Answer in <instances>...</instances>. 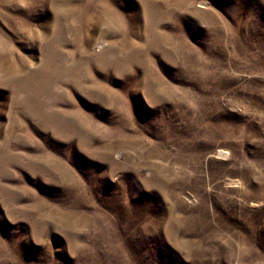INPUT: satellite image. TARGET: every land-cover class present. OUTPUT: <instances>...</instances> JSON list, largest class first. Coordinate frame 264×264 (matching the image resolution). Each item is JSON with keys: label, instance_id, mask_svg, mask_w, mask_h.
Returning <instances> with one entry per match:
<instances>
[{"label": "rangeland", "instance_id": "rangeland-1", "mask_svg": "<svg viewBox=\"0 0 264 264\" xmlns=\"http://www.w3.org/2000/svg\"><path fill=\"white\" fill-rule=\"evenodd\" d=\"M0 264H264V0H0Z\"/></svg>", "mask_w": 264, "mask_h": 264}, {"label": "bare ground", "instance_id": "bare-ground-1", "mask_svg": "<svg viewBox=\"0 0 264 264\" xmlns=\"http://www.w3.org/2000/svg\"><path fill=\"white\" fill-rule=\"evenodd\" d=\"M76 60H77V59H76ZM76 60H75V61H76ZM75 61H74V62H75ZM80 61H82V60H80ZM76 64H78V63H76Z\"/></svg>", "mask_w": 264, "mask_h": 264}]
</instances>
